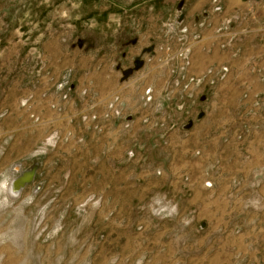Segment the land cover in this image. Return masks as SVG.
I'll return each instance as SVG.
<instances>
[{"label": "rangeland", "instance_id": "obj_1", "mask_svg": "<svg viewBox=\"0 0 264 264\" xmlns=\"http://www.w3.org/2000/svg\"><path fill=\"white\" fill-rule=\"evenodd\" d=\"M199 4L0 0V264H264V0Z\"/></svg>", "mask_w": 264, "mask_h": 264}, {"label": "crops", "instance_id": "obj_2", "mask_svg": "<svg viewBox=\"0 0 264 264\" xmlns=\"http://www.w3.org/2000/svg\"><path fill=\"white\" fill-rule=\"evenodd\" d=\"M196 2H198V3H200L199 5H197L198 7H196V8H200V7H202V3H205V2H211V1H215V2H224V4L226 5V6H224V7H226L225 8V10H226V12H233V11H235L236 9H242V10H245V11H247V8L250 6V4L253 2V3H255L257 0H195ZM215 8V7H214ZM250 11V10H249ZM263 10H259V15H258V17L260 16V19H261V17H263V12H262ZM256 30V29H255ZM262 43H260V45H261ZM262 46H264V45H261L260 47H262ZM256 48H257V46H254V49L256 50ZM263 50V48H261V50H259V52H261ZM249 52V51H248ZM254 52V51H253ZM255 52H257V51H255ZM215 54H214V56H213V58H212V60H215ZM208 59H210L211 60V57L210 56H208ZM219 59H222V60H232L231 58H229L228 56L227 57H222V58H219ZM232 61H235V60H232ZM213 62V61H212ZM239 62H241V61H239Z\"/></svg>", "mask_w": 264, "mask_h": 264}, {"label": "water", "instance_id": "obj_3", "mask_svg": "<svg viewBox=\"0 0 264 264\" xmlns=\"http://www.w3.org/2000/svg\"><path fill=\"white\" fill-rule=\"evenodd\" d=\"M203 100L205 97L202 98ZM26 179V180H25ZM33 180V175L31 172L23 173L19 178L15 179L10 186V193L12 196H17L20 193V189L24 187L27 183Z\"/></svg>", "mask_w": 264, "mask_h": 264}, {"label": "built area", "instance_id": "obj_4", "mask_svg": "<svg viewBox=\"0 0 264 264\" xmlns=\"http://www.w3.org/2000/svg\"><path fill=\"white\" fill-rule=\"evenodd\" d=\"M217 10L220 9L219 7H215Z\"/></svg>", "mask_w": 264, "mask_h": 264}]
</instances>
